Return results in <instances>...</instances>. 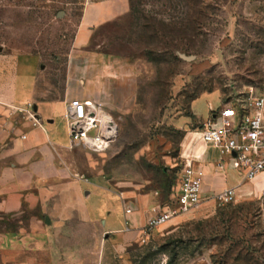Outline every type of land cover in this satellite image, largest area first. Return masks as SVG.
Segmentation results:
<instances>
[{"label":"rangeland","instance_id":"1","mask_svg":"<svg viewBox=\"0 0 264 264\" xmlns=\"http://www.w3.org/2000/svg\"><path fill=\"white\" fill-rule=\"evenodd\" d=\"M111 1H127L128 11L79 51L84 2L0 0L1 54L41 58L37 100H63L69 76L104 59L101 97L119 125L106 153L59 149L57 170L67 175L55 187L42 182L39 204L0 212V264H264V174L250 182L255 194L144 230L183 165L185 137L224 103L264 95V0ZM210 153L226 169L205 170L202 191L217 193L234 161ZM93 206L104 210L97 220ZM116 217L125 226L108 230Z\"/></svg>","mask_w":264,"mask_h":264},{"label":"crops","instance_id":"2","mask_svg":"<svg viewBox=\"0 0 264 264\" xmlns=\"http://www.w3.org/2000/svg\"><path fill=\"white\" fill-rule=\"evenodd\" d=\"M80 1L85 4V11L75 36V47L79 51L90 43L94 29L128 11L127 1L118 5L111 0ZM110 64V61L104 59H93L92 62L78 69V75L69 76L63 100L39 101L36 98V88L40 71L43 69L41 58L29 54L4 55L0 52L1 213L19 210L26 203H30L34 207L40 203L43 196L42 189L44 188H41L43 181H52L55 187L58 176L62 178L67 175V172L57 170L58 150L70 149L67 125H65L64 134L62 132V122L65 120L67 105L73 99L96 100L103 102L107 109L108 105L104 101L106 99L101 97L103 96L102 92L105 91L102 78L105 70L110 68ZM30 103L34 105L42 128H33L29 121L23 119L22 114L15 113L10 117V114L14 113L9 107L25 108ZM211 110H213L212 106ZM194 116L197 117L195 114ZM199 137V133L188 134L182 144L181 155L191 158L195 164L201 166L209 174H214L216 173V163L219 160L216 156L211 155L210 150L216 149L205 144ZM45 169L49 173H46ZM230 174H233L232 178H230ZM227 176L231 182L227 181L226 186L218 192L238 187L240 184L241 180L233 169L227 171ZM83 183V186L100 185L98 182L96 184ZM248 185L249 187L246 189H242L244 186L240 190L243 197L257 193L259 188L258 183L255 185L249 183ZM210 193L213 194V192L204 191L205 195H211ZM103 214V209L93 206L89 215L97 220ZM132 220L136 221V218L134 217ZM107 224L108 230L121 229L125 226L123 220L118 217L111 218Z\"/></svg>","mask_w":264,"mask_h":264},{"label":"built area","instance_id":"3","mask_svg":"<svg viewBox=\"0 0 264 264\" xmlns=\"http://www.w3.org/2000/svg\"><path fill=\"white\" fill-rule=\"evenodd\" d=\"M22 114L33 128L42 123L32 103L25 108L9 107ZM69 130L70 149H83L95 154L106 153L119 137V125L106 111L105 104L96 100H71L64 116ZM199 139L228 158L229 169L237 172L238 187L224 189L212 195L202 191L204 169L191 158L183 157V165L169 200L153 209L144 227L152 233L179 218L193 217L206 203L223 206L243 198L240 190L264 174V95H249L242 103H224L203 122ZM26 138L25 136L23 137ZM216 168L225 170L223 160ZM129 230V229H128Z\"/></svg>","mask_w":264,"mask_h":264},{"label":"trees","instance_id":"4","mask_svg":"<svg viewBox=\"0 0 264 264\" xmlns=\"http://www.w3.org/2000/svg\"><path fill=\"white\" fill-rule=\"evenodd\" d=\"M199 97H200V96L194 98V99L192 100V102H191V105H192V103H193L195 100H197ZM190 108H191V106H190ZM191 111H192V110H191ZM192 114H193V113H192ZM192 117H193V118L195 117L194 114H193ZM181 169H182V167H181ZM181 169H180V171H181ZM180 171L177 173V178H176V180L174 181V183L171 185V188H170V190H169V193H168L167 198H166V200H165L164 203H166V202L169 200V198H170V196H171V193H172V189H173V187H174V186L176 185V183H177V180H178V177H179Z\"/></svg>","mask_w":264,"mask_h":264},{"label":"water","instance_id":"5","mask_svg":"<svg viewBox=\"0 0 264 264\" xmlns=\"http://www.w3.org/2000/svg\"><path fill=\"white\" fill-rule=\"evenodd\" d=\"M182 58L185 60V61H188V62H191L193 59H195V57H186V56H182ZM46 222L48 223V224H50V220L49 219H47L46 220Z\"/></svg>","mask_w":264,"mask_h":264}]
</instances>
